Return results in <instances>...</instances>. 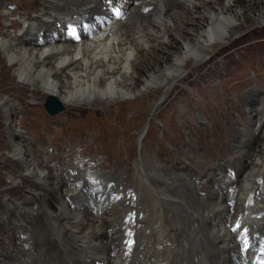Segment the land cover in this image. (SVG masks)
Listing matches in <instances>:
<instances>
[{"label": "bare ground", "instance_id": "bare-ground-1", "mask_svg": "<svg viewBox=\"0 0 264 264\" xmlns=\"http://www.w3.org/2000/svg\"><path fill=\"white\" fill-rule=\"evenodd\" d=\"M140 1L144 2V6L151 5L153 9L144 14L139 8L132 6L122 32L112 42L84 40L80 44L66 47L71 51L67 56L55 53L42 58L52 46L44 49L26 41L28 49L14 48L7 40L0 39V57L5 58L4 69H12L13 79L10 83L13 88H26L32 95L34 92L40 93L41 97L54 98L63 105L88 108L99 105L103 108L114 102L150 95L153 90L161 86L166 87L170 80L173 81L171 84H174L181 75L184 64L201 62L208 49L225 41L235 29V15L229 12L231 0H225L223 6H217V0ZM179 2L184 8L179 11L172 10V5ZM63 6L68 7L66 3ZM193 11L195 13H192ZM4 14L8 16V13ZM79 15L82 16L84 13L79 11ZM205 19L209 20L210 24H207ZM260 19L264 22V16ZM20 23L18 32H23V35L27 30L37 29L33 21L22 19ZM45 24L50 22L47 21ZM203 25L206 28L202 33L195 32ZM177 29L180 30V34ZM167 36L171 39H180L182 42L190 38L192 41L184 42V50L174 55L165 68L158 70L156 74L151 73L144 86L136 90L141 62L154 57L158 49L162 51L158 46L169 42ZM8 38L15 41L16 37L8 34ZM136 51H143L145 56L136 55ZM41 60L52 61L54 64L40 65ZM68 61L70 63L66 69L68 74L59 75L57 69ZM0 106L6 108L7 128L12 129L9 115V109L12 107L2 89ZM17 150L20 152L22 148ZM92 225L99 228L97 223Z\"/></svg>", "mask_w": 264, "mask_h": 264}, {"label": "rangeland", "instance_id": "rangeland-1", "mask_svg": "<svg viewBox=\"0 0 264 264\" xmlns=\"http://www.w3.org/2000/svg\"><path fill=\"white\" fill-rule=\"evenodd\" d=\"M25 1H29L30 3L22 4V7L20 10L21 11L23 10L25 13L35 11V7L33 5L34 4L37 5V2L34 0H25ZM217 1H218L216 3L217 6H223L225 4V0H217ZM6 3H9V1L5 2L3 6H5ZM172 9L175 10L174 8ZM9 10L13 11L12 9H9ZM175 11H179V10H175ZM229 12L231 14H234L236 18V23H234L235 25L234 31L230 32L229 36L227 37L225 41L217 43L216 45L212 46V48L208 49V51H206L205 57L206 58L208 57L209 59L207 62L199 64L200 63L199 61L198 63L188 62L184 64V67H183V70L180 76L184 75L186 72L190 71L192 68H194L196 65L199 64L197 68H194L191 70L190 75H189V77L195 78L197 73L200 72L202 69L205 68V70H208L211 62L216 57L222 55L226 51L227 46H234L236 44V39L238 38L239 34H243L246 31L250 32V30H253V29H255L257 32H259V30L264 29V22L263 20L260 19L261 16H264V0H249L248 2L244 0H231V6H230ZM192 13H195V11H193ZM205 22H207V24H210V21L207 19H205ZM205 28H206L205 25H203L202 27L197 29L198 31L196 30L195 32L202 33L205 30ZM176 31L178 32V34L181 33L179 29H177ZM168 37L169 36H167V38ZM191 41H192V38H190L189 40H185L184 42H191ZM184 42H182L180 39H171L169 37L168 43L166 44L161 43V45L158 46L160 47V49H162V51L158 49L154 57L144 59L141 62L140 69L138 70L139 71L138 77H137L138 81L136 80L137 83L135 85V89L136 90L141 89V87L144 86L145 80L148 79L151 73L156 74L158 70H161L165 68L166 65H169L173 56L180 54L184 50V44H183ZM135 54L141 57L145 56L143 51H136ZM3 62L4 61H1V57H0V87H1L0 89H2V92L5 95L6 92L7 94H11L12 89L14 88H13V85H11L10 83L11 80L13 79L12 69H4L5 64H3ZM187 67H189L188 71H186ZM172 82L173 81L170 80V82H168L169 84L166 87L161 86L159 89L153 90V93H151L150 95L152 94L154 95L152 96L147 95L149 96L148 98H143L146 96L141 97V99L144 102L142 106L145 107L147 102L150 103L152 99L157 100L158 97L159 99L163 97V93H161L162 91L160 90H163L166 88L167 89L166 93H167L170 90V88L174 85V84H171ZM180 85H182V81H180L178 85H175V87L178 86L177 90H180L181 88ZM63 88L64 86H62L61 89ZM29 91L30 90H25L22 96H18V95L14 96L15 100L17 101V99L19 98L22 102H25L23 98L27 97V92ZM155 94H158V95H155ZM33 95L35 97L39 95L42 96L40 93H36V92H34ZM137 99L139 98H135L131 100H137ZM129 100L130 99H126V100H123V102H129ZM121 102H114V105L121 103ZM85 107H88V106H85ZM94 108H102V107L98 105V106H95ZM30 112L33 114H37V110L35 107H32V110ZM44 114L47 117V114L46 113ZM1 115H2V111L0 109V116ZM51 125H54V123H52ZM28 129L32 130L33 126L30 125ZM28 129H26L25 131H28ZM45 131L48 134L47 145H52L54 147L55 153H57L59 156H62V154H67L69 152V149L72 146H75L78 143H80L84 139V136H85V133H83L81 130L74 128V127H69L67 130L63 132H60V131L53 132L47 127ZM8 142H9V134L7 133L6 130H0V151L8 150V147H7ZM63 149H66V151H62Z\"/></svg>", "mask_w": 264, "mask_h": 264}, {"label": "water", "instance_id": "water-1", "mask_svg": "<svg viewBox=\"0 0 264 264\" xmlns=\"http://www.w3.org/2000/svg\"><path fill=\"white\" fill-rule=\"evenodd\" d=\"M46 106H47V108L50 110L49 103H48V104H46Z\"/></svg>", "mask_w": 264, "mask_h": 264}]
</instances>
